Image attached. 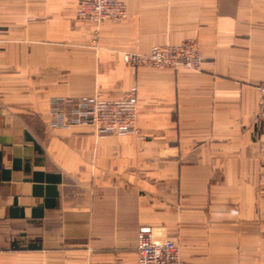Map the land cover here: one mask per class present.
Wrapping results in <instances>:
<instances>
[{"label":"crops","instance_id":"0c3cea01","mask_svg":"<svg viewBox=\"0 0 264 264\" xmlns=\"http://www.w3.org/2000/svg\"><path fill=\"white\" fill-rule=\"evenodd\" d=\"M123 1L96 37L79 0H0V264H137L145 226L181 264H264V0ZM186 40L198 73L123 59ZM133 86L145 139L48 126Z\"/></svg>","mask_w":264,"mask_h":264},{"label":"built area","instance_id":"2783aa9c","mask_svg":"<svg viewBox=\"0 0 264 264\" xmlns=\"http://www.w3.org/2000/svg\"><path fill=\"white\" fill-rule=\"evenodd\" d=\"M127 17L128 8L123 0H79L77 19L93 24L96 27V37L104 22H120ZM123 55L124 62L136 68H184L197 73L202 68V56L193 40H186L178 45L155 46L146 54L126 52ZM257 89L260 95L257 116L264 123V82ZM137 117L138 88L133 86L123 98L117 100L52 99L48 126L69 129L89 124L99 136L135 134L145 139L137 127ZM169 236L164 227L140 228L137 235V264H181L180 246Z\"/></svg>","mask_w":264,"mask_h":264},{"label":"rangeland","instance_id":"374dc122","mask_svg":"<svg viewBox=\"0 0 264 264\" xmlns=\"http://www.w3.org/2000/svg\"><path fill=\"white\" fill-rule=\"evenodd\" d=\"M196 44V43H195ZM197 46V45H196ZM200 51V50H199ZM203 61V60H202Z\"/></svg>","mask_w":264,"mask_h":264}]
</instances>
